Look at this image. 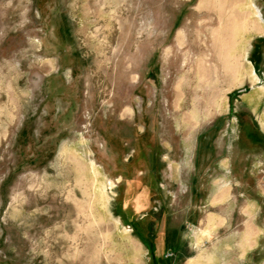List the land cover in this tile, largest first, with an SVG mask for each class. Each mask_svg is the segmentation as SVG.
<instances>
[{"label":"rangeland","instance_id":"374dc122","mask_svg":"<svg viewBox=\"0 0 264 264\" xmlns=\"http://www.w3.org/2000/svg\"><path fill=\"white\" fill-rule=\"evenodd\" d=\"M263 87L264 0H0V264H258Z\"/></svg>","mask_w":264,"mask_h":264},{"label":"crops","instance_id":"0c3cea01","mask_svg":"<svg viewBox=\"0 0 264 264\" xmlns=\"http://www.w3.org/2000/svg\"><path fill=\"white\" fill-rule=\"evenodd\" d=\"M264 152V151H263ZM248 154H249V152H247ZM199 156L198 157V159L200 158V156L202 155V152H201V150H197V152H196V156ZM211 168L209 167V170H210ZM263 204H264V201H263ZM256 218L259 220V219H262L263 221H262V223H258V229L259 230H261V232H262V230L264 231V211H258V214L256 215ZM264 241V240H263ZM261 260V261H260ZM259 260V263L258 264H264V257H263V259L261 258Z\"/></svg>","mask_w":264,"mask_h":264},{"label":"bare ground","instance_id":"6f19581e","mask_svg":"<svg viewBox=\"0 0 264 264\" xmlns=\"http://www.w3.org/2000/svg\"><path fill=\"white\" fill-rule=\"evenodd\" d=\"M263 89H264V87H263Z\"/></svg>","mask_w":264,"mask_h":264}]
</instances>
